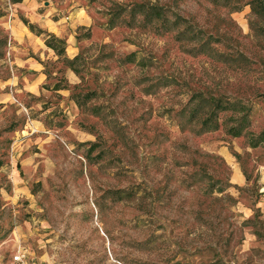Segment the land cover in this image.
<instances>
[{"label": "rangeland", "instance_id": "obj_1", "mask_svg": "<svg viewBox=\"0 0 264 264\" xmlns=\"http://www.w3.org/2000/svg\"><path fill=\"white\" fill-rule=\"evenodd\" d=\"M263 130L264 0H0V264H264Z\"/></svg>", "mask_w": 264, "mask_h": 264}, {"label": "trees", "instance_id": "obj_2", "mask_svg": "<svg viewBox=\"0 0 264 264\" xmlns=\"http://www.w3.org/2000/svg\"><path fill=\"white\" fill-rule=\"evenodd\" d=\"M11 2L15 3V2H19V0H11ZM22 23L33 34L43 35V37H42L43 44L47 48L52 50L56 56H60L63 54V52H64V41L62 39L52 35L49 32H46L40 28L35 27L34 25L28 23L24 19H22ZM56 88L57 87H54V89H56ZM230 108H231V110H235L238 112L244 111V107L242 105H239L238 107H236V109L234 107H230ZM243 122H244V117L240 116L237 120V123L226 127V129H225L226 134H228L232 137L239 136L242 133L243 128H244ZM216 128H217V126H216L215 118L213 116V111H212V109H210L209 114L200 120V129L203 131H210V130H214ZM259 143H264V130L260 131L255 136L253 141H250V146L255 147ZM116 193H117L116 191H107L108 196L111 198H116ZM168 264H195V263L174 261V262L168 263ZM197 264H225V263H222L220 260H213V261H209V262H205V263H197Z\"/></svg>", "mask_w": 264, "mask_h": 264}, {"label": "built area", "instance_id": "obj_3", "mask_svg": "<svg viewBox=\"0 0 264 264\" xmlns=\"http://www.w3.org/2000/svg\"><path fill=\"white\" fill-rule=\"evenodd\" d=\"M10 264H28L27 261L22 257L19 248L14 249L10 254Z\"/></svg>", "mask_w": 264, "mask_h": 264}, {"label": "crops", "instance_id": "obj_4", "mask_svg": "<svg viewBox=\"0 0 264 264\" xmlns=\"http://www.w3.org/2000/svg\"><path fill=\"white\" fill-rule=\"evenodd\" d=\"M31 20H34V21L38 22L37 19H36L35 17H31ZM39 24H40V23H39ZM40 25H41L42 27L45 26L44 24H40ZM22 28H23V27H22ZM26 29H27V28H26ZM27 30H28V29H27ZM49 30H51V29H49ZM28 31H29V30H28ZM29 32H30V31H29ZM30 33H31V32H30ZM35 36H36V35H35ZM27 85H28V84H27ZM35 91H37V88H35ZM32 92H34V90H33ZM16 248H19V249H20L22 257L27 261L28 264H34V262L32 261V259L26 255V249L24 248V246L20 245V243L17 242V243H16V246L14 247V249H16ZM14 249H13V250H14ZM13 250H12V252H13Z\"/></svg>", "mask_w": 264, "mask_h": 264}]
</instances>
